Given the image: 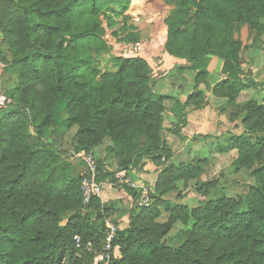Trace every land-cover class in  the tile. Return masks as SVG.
Here are the masks:
<instances>
[{
  "label": "trees",
  "instance_id": "trees-1",
  "mask_svg": "<svg viewBox=\"0 0 264 264\" xmlns=\"http://www.w3.org/2000/svg\"><path fill=\"white\" fill-rule=\"evenodd\" d=\"M130 1L0 0V33L17 77L10 95L15 105L0 117V264H92L93 254L74 257L72 238L81 236L100 253L105 222L91 223L88 212L80 216L83 208L98 211L100 201L83 206V176L71 175L68 159L80 151L93 156L104 140L111 143L105 152L115 157L117 168L109 171L94 158L98 182L116 185L117 173L138 170L143 159L162 169L146 208H137L138 192L122 184L135 202L128 227L115 233L107 264H264V82L243 80V47L233 39L244 25L259 33L264 29V0H160L171 8L165 20L167 54L191 65L211 57L223 61L225 79L210 91L231 103L232 121L239 93L262 92L260 103L242 106V133L217 150L236 151L237 169L258 165L254 185L235 199L208 198L215 181L201 183L204 161L170 162L165 132L179 136L184 122L171 130L163 127L168 96L153 91L144 61L110 56L114 71L102 73L86 53L105 49L98 16L108 13L109 22L124 17ZM79 18L86 19L82 25ZM206 78L200 71L194 81L205 84ZM62 103L67 127H76L68 154L39 137ZM203 103L204 93L195 91L181 108ZM190 181H196L198 195L192 207L176 203L178 192L172 198L177 183ZM177 223L184 226L183 242L173 248L166 238Z\"/></svg>",
  "mask_w": 264,
  "mask_h": 264
},
{
  "label": "rangeland",
  "instance_id": "rangeland-1",
  "mask_svg": "<svg viewBox=\"0 0 264 264\" xmlns=\"http://www.w3.org/2000/svg\"><path fill=\"white\" fill-rule=\"evenodd\" d=\"M142 1L141 6L137 9H131V5L133 0L130 1L129 7L124 14V17H117L111 19V21H107L108 13L100 14L98 19L100 21V26H102L105 31L100 35V40L105 46V49L99 52L98 55L95 54V48L87 50L86 53H90L92 57H95L96 66L102 72H113L114 68L112 67V63L110 61V56H115L110 46L107 45V40L105 38V32L109 37L114 39L117 43V50L120 49L119 46L121 44H132L139 40H148L149 42H155L154 45L151 46L147 58L149 59V63H146L150 69V77L154 84L157 78L163 77L164 73L160 72L157 66V57L159 58V54L164 47L167 41V28L165 25V20L168 18L171 8L165 6L160 0H135L138 4ZM138 18L139 21L136 22L135 19ZM79 20V21H78ZM77 21L79 25H82L86 19L79 18ZM111 23V25H109ZM262 26L264 28V18L261 19ZM247 26V25H244ZM242 27V26H241ZM239 27L238 29H240ZM248 28V42L252 44L248 49L244 48V52L242 54L244 65L242 69L243 80H253L256 84H260L264 82V29L259 33L252 30L249 26ZM237 29V30H238ZM235 30V31H237ZM234 31V32H235ZM254 36V37H253ZM253 42V43H251ZM152 43V42H151ZM241 43V42H240ZM5 58V61H2V58ZM116 57V56H115ZM214 59H218L217 57H211ZM242 58V57H241ZM240 58V59H241ZM10 56L7 52L4 51L3 45V37L0 33V93L6 96L11 101V106H14V101L10 98V95L13 93L14 89L17 86V77L15 73L9 68ZM251 64H249V63ZM256 63L258 66H256ZM255 64V66H254ZM254 66V70L250 69V67ZM259 67V68H258ZM262 68V69H261ZM158 69V70H157ZM188 75H185V78H190L191 74L187 72ZM257 80V81H256ZM247 93L243 91L237 95L233 102H235L236 111L233 115V121L230 119V104L226 98H220L214 96L215 98L220 100L219 103V111L226 112L228 114V119L231 123H240L241 124V114L243 111V107L247 102H257L260 103L262 99V92L259 89L249 88L246 90ZM169 99V97H168ZM166 99L163 103L164 110L169 105ZM227 104V105H226ZM64 104L62 103L55 111L53 116V123L49 127L43 129L39 135L40 139L45 143L54 146L62 153L68 154L72 151L73 148V136L76 131V127H67L65 122V114L63 112ZM3 114V111H0V117ZM244 127H242L243 129ZM33 133L36 134V130H33ZM109 140H104L101 145L94 148L93 157L96 160L103 161L104 166L109 171H114L117 168V162L113 155L107 156L105 152L106 146H110ZM218 145V144H217ZM216 146V145H215ZM211 148V147H209ZM209 148H204L203 151L199 152L200 157L208 158V162H210V150ZM214 149V147H212ZM186 154V153H185ZM188 154H195L190 153ZM187 155V154H186ZM197 155H193L195 157ZM199 157V158H200ZM238 155L236 151H230L228 154H223L220 156L222 163L218 160V165L216 163L214 166L209 167L206 163L205 166H201L202 176L200 178L201 183L207 181L208 176L205 174L208 171H212L211 179L208 181H215L214 188L210 190V194L208 198H217L222 196H227L230 198H237L239 196H244L248 193L251 186L254 185V178L252 175V171L257 168V164H254L250 169L248 168H236L234 165L235 160ZM71 166V175L72 176H85L86 168L85 165L74 158L73 156L68 159ZM189 161L185 160V163ZM196 162V159L192 161ZM176 164V162L174 161ZM204 165V164H203ZM117 175V174H116ZM107 182V181H106ZM196 181H190L189 183H177L176 184V192L172 194V198L175 199V195L180 193L182 204H187L192 207L196 204L197 199L188 198L192 194L198 196L195 192V184ZM103 185V193H104V183L99 182ZM103 195V194H102ZM193 197V196H191ZM184 200V201H183ZM100 201V199H99ZM179 201V202H180ZM85 207V205H83ZM87 206V205H86ZM90 214L89 220L91 223L102 224L103 222H107L112 215V209H107L106 207H101L99 210H87L83 208L80 212V216H84ZM100 212V213H99ZM98 216L100 219L98 220ZM160 219V221H164L166 217ZM109 222V221H108ZM66 223V220L63 221L62 224ZM105 224V223H104ZM184 230V226L180 223L174 225L171 232L168 234L166 238V245L171 247H178L182 242L181 231ZM180 234L178 238L181 239L174 241L172 238L176 235Z\"/></svg>",
  "mask_w": 264,
  "mask_h": 264
},
{
  "label": "crops",
  "instance_id": "crops-1",
  "mask_svg": "<svg viewBox=\"0 0 264 264\" xmlns=\"http://www.w3.org/2000/svg\"><path fill=\"white\" fill-rule=\"evenodd\" d=\"M248 33L247 26H242L233 33V39L241 42L243 52L245 47L248 49L252 45L248 42ZM116 49L117 43L114 45L112 51ZM241 57L240 65L243 69V65L245 64L243 60L244 56L241 55ZM157 62L159 71L164 74L162 75L163 77L155 80L152 89L157 95L169 97L167 100L169 105L163 113V127L166 130H171L184 122L179 136L172 131L165 132V141L173 151V157L170 162L175 164V161L177 165L189 164L193 163L192 161L196 159V162L198 160L204 161L201 163L202 165L199 166H205L208 162V158L200 157L199 152L203 151L204 148L211 147L209 148L211 152V161L208 162L207 165L212 167L216 163L217 166L219 163L218 160L223 164L220 159L223 153H218L217 150L226 144V139L231 135H238L243 131L240 123H231L227 117L228 114L219 111L220 100L215 98L210 91L211 88L225 79L221 73L223 61L220 59L208 58L202 59L195 65H191L186 60L170 56L163 47L159 54V58L157 57ZM254 66L250 67V69H253ZM256 66H258L257 63ZM200 71H205L207 73L205 84H196L194 81V78ZM187 72L191 74L190 78L184 77L188 75ZM195 91L204 93V103L196 108L187 107L185 111H183L181 105L185 104L187 97ZM244 92L246 95L247 91H243V93ZM212 147H214V149H212ZM188 152L195 153L193 155L197 156L192 158L193 155L188 154ZM188 159L189 161L185 163V160ZM161 170L160 167H155L149 159H143L138 166V170L131 169L128 172L122 171L119 173H123L127 179L133 182L143 181L154 190ZM212 173V171L205 173L207 174L206 176H208L207 181L212 178ZM104 186V193L100 198L101 206L103 208L112 209V215L107 222L109 221V223H112L118 229H126L128 227L130 211L133 209L135 202L133 198L134 193L125 190L122 187V183L113 185L109 182H105ZM191 196L188 198H198L194 194ZM179 201L180 199L176 200V203L182 204V200ZM179 235L180 234H176L172 239L177 242L179 240L181 241V239L178 238Z\"/></svg>",
  "mask_w": 264,
  "mask_h": 264
},
{
  "label": "built area",
  "instance_id": "built-area-1",
  "mask_svg": "<svg viewBox=\"0 0 264 264\" xmlns=\"http://www.w3.org/2000/svg\"><path fill=\"white\" fill-rule=\"evenodd\" d=\"M139 21L138 18L135 19ZM105 38L107 45L113 49L116 45V41L109 37L110 33L105 32ZM152 42V43H151ZM148 40H139L132 44H121L120 49L113 50L116 57L123 59H140L146 63H149L147 54L152 45L155 42ZM11 106V101L0 93V111L6 110ZM73 157L81 161L86 168V174L81 180L80 193L83 205H88L94 198L100 199L103 194V185L97 181V165L94 157L85 151H80L73 154ZM118 183H122L127 187L138 191L139 198L135 202L137 208H146L151 203V195L154 193L152 187L143 181L133 182L127 179L123 173L116 175ZM105 235L100 253H94L92 243L85 242L81 236L74 235L72 238L74 252L73 255L76 259L82 260L86 254H93L92 264H107L112 254V242L115 237V233L118 230L112 223L105 222Z\"/></svg>",
  "mask_w": 264,
  "mask_h": 264
},
{
  "label": "bare ground",
  "instance_id": "bare-ground-1",
  "mask_svg": "<svg viewBox=\"0 0 264 264\" xmlns=\"http://www.w3.org/2000/svg\"><path fill=\"white\" fill-rule=\"evenodd\" d=\"M142 1H140V3L138 4L137 2H135V0H133V3L131 5V9H137L139 6H141Z\"/></svg>",
  "mask_w": 264,
  "mask_h": 264
}]
</instances>
